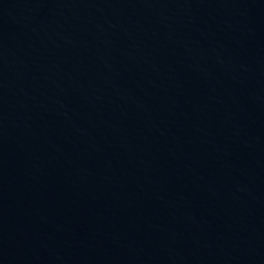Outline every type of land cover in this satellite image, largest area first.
Segmentation results:
<instances>
[{
	"label": "water",
	"instance_id": "95a60500",
	"mask_svg": "<svg viewBox=\"0 0 264 264\" xmlns=\"http://www.w3.org/2000/svg\"><path fill=\"white\" fill-rule=\"evenodd\" d=\"M0 264H264V0H0Z\"/></svg>",
	"mask_w": 264,
	"mask_h": 264
}]
</instances>
